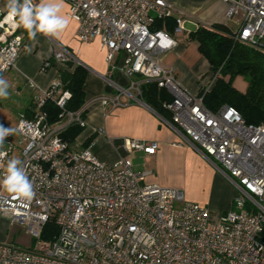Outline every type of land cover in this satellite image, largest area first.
Masks as SVG:
<instances>
[{
    "label": "built area",
    "instance_id": "1",
    "mask_svg": "<svg viewBox=\"0 0 264 264\" xmlns=\"http://www.w3.org/2000/svg\"><path fill=\"white\" fill-rule=\"evenodd\" d=\"M64 1L68 18L78 24V40H100L109 73L139 78L119 90L123 102L118 96L102 98V104L138 102L141 85L156 84L170 97L163 108L187 145L237 195L232 209L214 222L207 208L187 202L181 190L144 184V175L135 174L126 158L105 165L87 148L71 151L60 134L70 125L85 126L84 109L65 112L50 125L43 112L46 101L64 110L70 98L54 82L35 96L31 118L19 114L16 124L17 128L26 122L25 131L17 132V150L33 183V199L22 202L0 187V212L41 243L34 249L0 243V264H264V125H246L228 106L217 112L205 108L202 95L214 87L216 76L210 74L201 93L193 96L162 65L184 34L180 18H175L171 33L164 28L163 21L173 17L169 0ZM224 2L228 18L240 17L233 39L264 52V0ZM15 20L18 17L0 9V75L15 69L24 50ZM158 21L161 30L155 29ZM51 58L60 65L73 61L57 44ZM15 149L12 143L5 144L4 164ZM124 149L153 155L156 145L126 141ZM3 175L0 168V180ZM50 222L57 233L45 242L41 234Z\"/></svg>",
    "mask_w": 264,
    "mask_h": 264
},
{
    "label": "crops",
    "instance_id": "2",
    "mask_svg": "<svg viewBox=\"0 0 264 264\" xmlns=\"http://www.w3.org/2000/svg\"><path fill=\"white\" fill-rule=\"evenodd\" d=\"M169 3L173 7V17L182 20L184 34L177 38V46L163 57L162 65L173 72L183 90L198 96L206 86L210 66L189 35L201 26L214 25L224 27L233 35L238 32L239 22L236 16L227 17L229 6L224 0H169ZM6 5L7 0H0V9L7 10ZM67 13L68 5L63 0L61 15L68 18ZM68 21L67 27L56 37L47 38L38 33L31 39L26 30L19 31L24 50L15 69L0 75L10 84L8 98L11 101H6L3 107L17 116L23 114L33 97L48 90L54 82L60 83L62 73L71 74L80 66L87 75L83 84L85 106L81 116L85 126L73 143L78 149H89L105 165L126 158L135 174L144 175V184L181 190L187 202L207 208L211 216L215 211L218 219L230 211L236 190L195 148L187 145L167 111L157 112L141 98L138 102L130 100L118 106L102 104V98L120 96V89H128L130 81L139 78L130 79L116 72L110 74L106 51L100 40L94 38L81 43L76 36L78 24L70 18ZM56 44L72 56V63L60 65L54 62L51 53ZM242 83L244 87L238 88L241 91L246 87ZM145 84L141 85V92ZM120 99L123 102L125 98L120 96ZM126 141L154 144L156 151L153 155L129 153L124 149ZM10 225V215L0 212V243L5 228Z\"/></svg>",
    "mask_w": 264,
    "mask_h": 264
},
{
    "label": "trees",
    "instance_id": "3",
    "mask_svg": "<svg viewBox=\"0 0 264 264\" xmlns=\"http://www.w3.org/2000/svg\"><path fill=\"white\" fill-rule=\"evenodd\" d=\"M164 22V28L171 33L175 27V18L171 17ZM156 30L163 29L161 21L155 25ZM25 29L19 26V31ZM196 42L200 55L208 62L210 74L216 76L214 87L202 95L203 105L211 112H217L221 107L228 106L235 109L243 122L249 126L264 125V52L250 48L233 39V35L218 25L199 27L189 35ZM87 72L77 66L73 73H62L59 77L62 91L68 92L64 110H61L54 101L47 100L43 112L47 121L54 125L60 121L63 113H78L85 106L83 84ZM241 79L245 83L243 91L234 87V82ZM141 99L157 112H163V104L171 99L164 90L158 89L156 84L146 83L141 92ZM34 104L23 112L30 119ZM83 112L81 113V116ZM83 128L70 125L61 134L63 140L70 144ZM57 230L53 222L48 223L41 234V240L51 241Z\"/></svg>",
    "mask_w": 264,
    "mask_h": 264
},
{
    "label": "clouds",
    "instance_id": "4",
    "mask_svg": "<svg viewBox=\"0 0 264 264\" xmlns=\"http://www.w3.org/2000/svg\"><path fill=\"white\" fill-rule=\"evenodd\" d=\"M62 3L63 0H39V3H34V0H7L6 7L9 16L18 17L14 22L22 26L31 39H35L38 33L46 37H56L67 27L68 18L61 15ZM9 88V82L0 77V99L8 98ZM25 123L22 120L17 128H5L0 125V147L8 135L23 133ZM6 156L5 151H0V168L4 169L0 187L12 194L13 198L30 202L35 195L32 181L22 167L20 159L12 158L4 164Z\"/></svg>",
    "mask_w": 264,
    "mask_h": 264
},
{
    "label": "rangeland",
    "instance_id": "5",
    "mask_svg": "<svg viewBox=\"0 0 264 264\" xmlns=\"http://www.w3.org/2000/svg\"><path fill=\"white\" fill-rule=\"evenodd\" d=\"M235 18L239 22L240 17L236 16ZM234 87L237 89L240 87L242 89L244 87V85H243L242 81H238V82H234ZM34 99L35 98L33 97L32 104H34ZM9 100H10L9 98L0 99V125L4 124L5 126L4 125L3 126L5 128H16L17 119H18L19 115L17 116V114H14L13 111H10L9 109L6 110L3 107L4 104H6V101L9 102ZM19 141H20V137H19L18 133L10 134L5 138L3 146L0 147V149H3L5 147L6 143H12L16 147V149L13 152V158L19 159V153L17 150L20 147ZM70 150L74 151V152H78L80 149H78L74 144H71ZM202 189H204V188H201V190ZM217 215L218 214L215 211L212 212V216H211L212 221H214V222L218 221ZM1 241H3L2 243L13 244V245H16V246L24 248V249L37 248V246H39L41 243L38 240H36V239L30 237L28 234H26L24 226H20L18 224H14L12 222H11V225L9 227L5 228L4 235H2Z\"/></svg>",
    "mask_w": 264,
    "mask_h": 264
}]
</instances>
